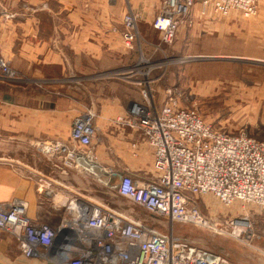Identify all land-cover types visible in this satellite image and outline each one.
<instances>
[{
	"label": "built area",
	"instance_id": "built-area-1",
	"mask_svg": "<svg viewBox=\"0 0 264 264\" xmlns=\"http://www.w3.org/2000/svg\"><path fill=\"white\" fill-rule=\"evenodd\" d=\"M196 3L211 6L220 15L238 11L248 17L256 12L255 0H164L152 22L161 43L173 42L181 18ZM121 39L128 51L137 49L140 37L132 12L123 16ZM25 81L0 54V82L17 86ZM131 82L138 86L141 102L132 103L125 115L112 122L140 132L153 151L155 177L138 182L120 174L112 189L127 203L126 208L79 209L58 230L33 222L21 200L0 203V231L16 239L24 258L59 242L67 264H232L177 236L174 225L216 230L215 218L207 219L198 208V198L204 196H212L225 207L238 202L264 209V142L244 132L213 129L195 110L181 107L171 89L164 92L163 103L156 109L149 84L141 89L140 81ZM97 133L95 114L87 110L72 121L67 142H36L34 150L63 175L76 169L98 181L92 170L93 165L102 170L92 151ZM115 176L110 171L105 184ZM222 222L230 226L233 239L242 244L253 240L247 213ZM63 229L68 232L56 242Z\"/></svg>",
	"mask_w": 264,
	"mask_h": 264
},
{
	"label": "crops",
	"instance_id": "crops-1",
	"mask_svg": "<svg viewBox=\"0 0 264 264\" xmlns=\"http://www.w3.org/2000/svg\"><path fill=\"white\" fill-rule=\"evenodd\" d=\"M46 7L41 0L0 1V54L27 79L22 87L0 82V203L21 200L33 222L58 230L79 209L99 206L93 201L96 193L119 200L112 186L120 174L142 182L155 173L153 151L140 132L112 122L141 102L138 86L90 79L103 51L72 43L78 34L61 30L72 17L54 10L45 15ZM87 110L96 112L92 151L102 169L98 181L76 169L63 175L34 150L36 142H67L72 121ZM110 171L116 176L106 185ZM63 249L58 242L24 258L16 239L0 231V264H67Z\"/></svg>",
	"mask_w": 264,
	"mask_h": 264
},
{
	"label": "rangeland",
	"instance_id": "rangeland-1",
	"mask_svg": "<svg viewBox=\"0 0 264 264\" xmlns=\"http://www.w3.org/2000/svg\"><path fill=\"white\" fill-rule=\"evenodd\" d=\"M41 1L47 6L45 15H52L54 10L55 15L60 12L61 16L72 17V23L61 24V30L78 34L72 43H90L103 51L94 62L90 79L138 80L141 89L149 84L156 109L163 103L164 92L171 89L181 107L195 110L213 129L228 134L244 132L264 142V0H255L256 12L248 17L238 11L220 15L211 6L196 3V11L192 8L181 18L169 45L161 43L152 27L164 0ZM128 11L137 18L140 39L135 51L125 49L123 42L117 43ZM117 49L124 51L123 57L117 56ZM25 85L27 79L16 87ZM95 160L100 165L96 156ZM96 194L93 201L105 209L127 207L123 199ZM197 202L201 214L210 220L215 218L214 224L219 227L208 230L175 224L177 236L222 255L232 264H264V209L238 202L225 207L212 196L199 197ZM246 213L254 237L242 244L233 239L230 226L222 221Z\"/></svg>",
	"mask_w": 264,
	"mask_h": 264
},
{
	"label": "water",
	"instance_id": "water-1",
	"mask_svg": "<svg viewBox=\"0 0 264 264\" xmlns=\"http://www.w3.org/2000/svg\"><path fill=\"white\" fill-rule=\"evenodd\" d=\"M66 232V229L61 230L56 236V242L60 241V239L66 234Z\"/></svg>",
	"mask_w": 264,
	"mask_h": 264
},
{
	"label": "bare ground",
	"instance_id": "bare-ground-1",
	"mask_svg": "<svg viewBox=\"0 0 264 264\" xmlns=\"http://www.w3.org/2000/svg\"><path fill=\"white\" fill-rule=\"evenodd\" d=\"M93 172L95 173V174H97L98 176H100V174H101V170H99V168H98V166H96V165H93Z\"/></svg>",
	"mask_w": 264,
	"mask_h": 264
}]
</instances>
